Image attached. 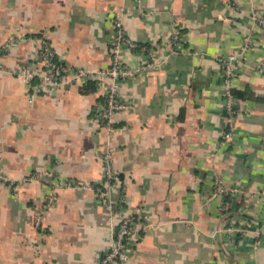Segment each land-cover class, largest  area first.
<instances>
[{
    "label": "crops",
    "instance_id": "obj_1",
    "mask_svg": "<svg viewBox=\"0 0 264 264\" xmlns=\"http://www.w3.org/2000/svg\"><path fill=\"white\" fill-rule=\"evenodd\" d=\"M264 0H0V264H98L121 215L94 189L104 158L112 199L145 220L122 264H264ZM157 65L121 80L130 101L109 123L94 79L38 89L16 70L43 41L73 72ZM177 31L182 51L166 44ZM230 138L221 57L241 52ZM24 178H28L25 179ZM237 231L226 243L225 228Z\"/></svg>",
    "mask_w": 264,
    "mask_h": 264
},
{
    "label": "built area",
    "instance_id": "obj_2",
    "mask_svg": "<svg viewBox=\"0 0 264 264\" xmlns=\"http://www.w3.org/2000/svg\"><path fill=\"white\" fill-rule=\"evenodd\" d=\"M251 17L256 24L264 26V12L253 10ZM114 27L115 32L110 45V62L106 67L96 71L78 68L70 73L62 56L49 42L43 41L30 61L21 64L17 68L16 73L28 81L36 77L38 79V89L40 90L59 88L69 80H96L103 90V100L98 102L93 109L94 119L99 124L106 125L109 123L110 117L114 112L130 106V101L121 92V80L133 77L157 65L156 59L150 57L136 68L126 66L121 58L123 47L126 46L134 49L138 44L125 34L120 16L115 17ZM166 44L169 48V53L182 51V43L177 31H172L169 34ZM247 46L248 44H245L241 48V52H232L220 58L223 64L224 112L227 125L223 133L225 139L231 137L237 116V111L234 108L235 97L231 92V81L235 73V65L240 61V55ZM0 178L2 180L7 179L4 175H0ZM116 178V172L106 157L102 164L101 181L98 184L84 185L87 188L95 190L99 201L106 209L118 212L121 215L116 234L111 240L109 249L101 256L98 264H122L128 257L130 251L129 244L138 240L142 229L147 226L145 220H140L133 214L125 212L122 205L112 199V192L114 190L113 180ZM243 229L233 224L228 225L225 228L226 243L230 244L233 242L237 231H242Z\"/></svg>",
    "mask_w": 264,
    "mask_h": 264
},
{
    "label": "trees",
    "instance_id": "obj_3",
    "mask_svg": "<svg viewBox=\"0 0 264 264\" xmlns=\"http://www.w3.org/2000/svg\"><path fill=\"white\" fill-rule=\"evenodd\" d=\"M231 92H232L233 96H234V97H236V95H237V94H236V93H234V91H233V90H231ZM234 108L236 109V106H235V104H234Z\"/></svg>",
    "mask_w": 264,
    "mask_h": 264
}]
</instances>
